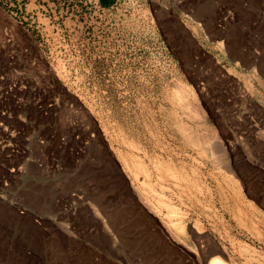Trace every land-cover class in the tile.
Instances as JSON below:
<instances>
[{
    "label": "rangeland",
    "instance_id": "rangeland-1",
    "mask_svg": "<svg viewBox=\"0 0 264 264\" xmlns=\"http://www.w3.org/2000/svg\"><path fill=\"white\" fill-rule=\"evenodd\" d=\"M94 1L0 2V264H264V0Z\"/></svg>",
    "mask_w": 264,
    "mask_h": 264
},
{
    "label": "built area",
    "instance_id": "built-area-1",
    "mask_svg": "<svg viewBox=\"0 0 264 264\" xmlns=\"http://www.w3.org/2000/svg\"><path fill=\"white\" fill-rule=\"evenodd\" d=\"M38 0H0V2L1 3H3V4H12L13 2L14 3H17L18 4V7L14 10V8H12V7H10V6H8L7 7V12H10L11 14H13L15 17H20V19L23 17L22 15L23 14H26V11H24V10H26V4L27 3H34V2H37ZM40 1V0H39ZM48 2L49 0H43V2ZM94 2H99V0H95ZM25 12V13H23L22 14V12ZM22 14V15H21ZM5 30V32H4V34L3 35H5V37H3V42L4 43H7V42H11V39H10V34H11V31L10 30H8L7 28L6 29H4ZM4 39H5V41H4ZM22 49V46H20V50ZM22 51H24V52H29V49H27V47H25ZM11 59H12V57H11ZM11 62H10V64H9V66H11L12 65V60H10ZM37 61H35V60H33V61H31V63L33 64V65H37V63H36ZM39 75L40 76H42L43 78H45L46 80H48L49 79V76L51 75V72H50V68H48V69H45V70H43V71H39ZM57 76V79L59 80V81H63V79L61 78V77H58V75H56Z\"/></svg>",
    "mask_w": 264,
    "mask_h": 264
},
{
    "label": "bare ground",
    "instance_id": "bare-ground-1",
    "mask_svg": "<svg viewBox=\"0 0 264 264\" xmlns=\"http://www.w3.org/2000/svg\"><path fill=\"white\" fill-rule=\"evenodd\" d=\"M183 130H185L187 132V134H185V135L189 136L188 138L190 140H192V141L196 140V141H198V143L199 142L200 143L205 142V140H204L205 138L202 137V134L195 133L194 131L190 130L189 128H184ZM217 251H219V250H217V248H216L214 252H217ZM209 264H228V263L223 258H221L220 256H216L214 258H211Z\"/></svg>",
    "mask_w": 264,
    "mask_h": 264
},
{
    "label": "trees",
    "instance_id": "trees-1",
    "mask_svg": "<svg viewBox=\"0 0 264 264\" xmlns=\"http://www.w3.org/2000/svg\"><path fill=\"white\" fill-rule=\"evenodd\" d=\"M113 0H100V2L105 5L111 3Z\"/></svg>",
    "mask_w": 264,
    "mask_h": 264
}]
</instances>
